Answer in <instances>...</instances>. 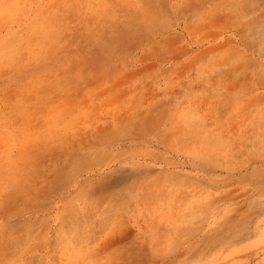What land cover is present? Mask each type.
<instances>
[{"label": "rangeland", "instance_id": "374dc122", "mask_svg": "<svg viewBox=\"0 0 264 264\" xmlns=\"http://www.w3.org/2000/svg\"><path fill=\"white\" fill-rule=\"evenodd\" d=\"M264 0H0V264H264Z\"/></svg>", "mask_w": 264, "mask_h": 264}, {"label": "snow or ice", "instance_id": "6c2138e0", "mask_svg": "<svg viewBox=\"0 0 264 264\" xmlns=\"http://www.w3.org/2000/svg\"><path fill=\"white\" fill-rule=\"evenodd\" d=\"M262 236H264V233H262Z\"/></svg>", "mask_w": 264, "mask_h": 264}]
</instances>
